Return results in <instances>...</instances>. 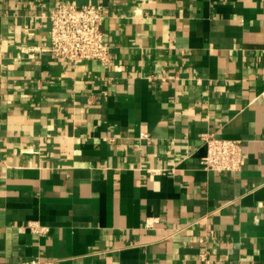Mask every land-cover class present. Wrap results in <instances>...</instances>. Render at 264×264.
<instances>
[{
  "label": "crops",
  "instance_id": "obj_1",
  "mask_svg": "<svg viewBox=\"0 0 264 264\" xmlns=\"http://www.w3.org/2000/svg\"><path fill=\"white\" fill-rule=\"evenodd\" d=\"M97 2L108 63L43 50ZM208 134L241 169L202 168ZM34 258L264 264V0H0V264Z\"/></svg>",
  "mask_w": 264,
  "mask_h": 264
},
{
  "label": "built area",
  "instance_id": "obj_2",
  "mask_svg": "<svg viewBox=\"0 0 264 264\" xmlns=\"http://www.w3.org/2000/svg\"><path fill=\"white\" fill-rule=\"evenodd\" d=\"M108 13L102 3H60L50 9L49 44L44 47L51 57L73 62L77 59H95L103 64L109 61V44L104 40L101 24ZM34 48H28L31 53ZM143 136H147L143 134ZM205 153L200 158L203 169L213 172H228L241 169L244 162L241 139L204 136ZM37 233L45 228L37 223H28ZM203 255V254H201ZM203 258V257H202ZM19 264H53L51 259L34 258Z\"/></svg>",
  "mask_w": 264,
  "mask_h": 264
}]
</instances>
